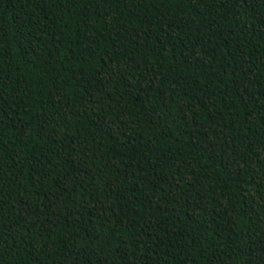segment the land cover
Returning <instances> with one entry per match:
<instances>
[{"label": "trees", "instance_id": "obj_1", "mask_svg": "<svg viewBox=\"0 0 264 264\" xmlns=\"http://www.w3.org/2000/svg\"><path fill=\"white\" fill-rule=\"evenodd\" d=\"M0 264H264V0H0Z\"/></svg>", "mask_w": 264, "mask_h": 264}]
</instances>
